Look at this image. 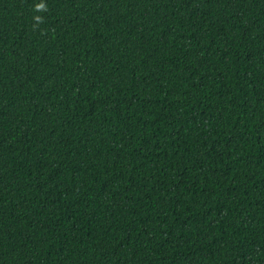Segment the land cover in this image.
Listing matches in <instances>:
<instances>
[{
  "label": "trees",
  "instance_id": "1",
  "mask_svg": "<svg viewBox=\"0 0 264 264\" xmlns=\"http://www.w3.org/2000/svg\"><path fill=\"white\" fill-rule=\"evenodd\" d=\"M0 264H264V0H0Z\"/></svg>",
  "mask_w": 264,
  "mask_h": 264
},
{
  "label": "clouds",
  "instance_id": "2",
  "mask_svg": "<svg viewBox=\"0 0 264 264\" xmlns=\"http://www.w3.org/2000/svg\"><path fill=\"white\" fill-rule=\"evenodd\" d=\"M39 7H43V5L38 6V8H39ZM37 19H39V17H37Z\"/></svg>",
  "mask_w": 264,
  "mask_h": 264
}]
</instances>
